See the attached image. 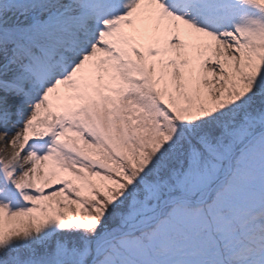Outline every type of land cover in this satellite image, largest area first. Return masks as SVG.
<instances>
[{"label":"snow or ice","instance_id":"snow-or-ice-1","mask_svg":"<svg viewBox=\"0 0 264 264\" xmlns=\"http://www.w3.org/2000/svg\"><path fill=\"white\" fill-rule=\"evenodd\" d=\"M0 264H264V0H0Z\"/></svg>","mask_w":264,"mask_h":264}]
</instances>
